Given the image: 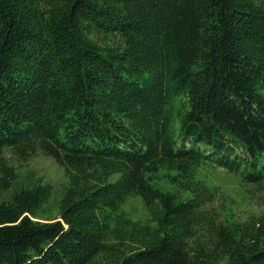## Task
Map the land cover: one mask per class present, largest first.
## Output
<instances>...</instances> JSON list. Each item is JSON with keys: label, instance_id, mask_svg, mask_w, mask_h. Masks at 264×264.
Wrapping results in <instances>:
<instances>
[{"label": "trees", "instance_id": "obj_1", "mask_svg": "<svg viewBox=\"0 0 264 264\" xmlns=\"http://www.w3.org/2000/svg\"><path fill=\"white\" fill-rule=\"evenodd\" d=\"M40 154L53 220L41 180L4 199ZM206 168L264 192V0H0V264H264Z\"/></svg>", "mask_w": 264, "mask_h": 264}, {"label": "rangeland", "instance_id": "obj_2", "mask_svg": "<svg viewBox=\"0 0 264 264\" xmlns=\"http://www.w3.org/2000/svg\"><path fill=\"white\" fill-rule=\"evenodd\" d=\"M200 179H204L211 186H218L222 189L223 195L218 201L226 204L238 216L245 220L251 215L264 213V192L256 191L255 188L243 184L236 175L229 174L221 169L214 171L206 168L200 171ZM38 180L42 184H50L53 187L52 198L37 214L40 220H53L58 215L59 200L63 190L68 185L64 169L56 162L42 154L35 156L28 163L19 169V177L13 183L12 188L5 193L4 199H9L11 194L20 188L31 187ZM164 187H168L165 181L161 182ZM125 210L137 220H148V214L141 203L139 197H135L128 202Z\"/></svg>", "mask_w": 264, "mask_h": 264}, {"label": "water", "instance_id": "obj_3", "mask_svg": "<svg viewBox=\"0 0 264 264\" xmlns=\"http://www.w3.org/2000/svg\"><path fill=\"white\" fill-rule=\"evenodd\" d=\"M200 132V127L197 123H191L186 127L185 133L188 137L194 138L198 136Z\"/></svg>", "mask_w": 264, "mask_h": 264}]
</instances>
